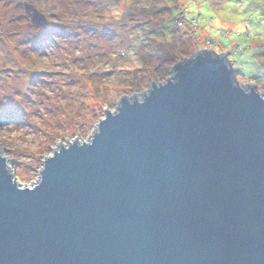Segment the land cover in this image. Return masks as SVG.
<instances>
[{
    "label": "water",
    "instance_id": "water-1",
    "mask_svg": "<svg viewBox=\"0 0 264 264\" xmlns=\"http://www.w3.org/2000/svg\"><path fill=\"white\" fill-rule=\"evenodd\" d=\"M177 67L35 190L0 159V264H264V99L210 54Z\"/></svg>",
    "mask_w": 264,
    "mask_h": 264
},
{
    "label": "clouds",
    "instance_id": "clouds-1",
    "mask_svg": "<svg viewBox=\"0 0 264 264\" xmlns=\"http://www.w3.org/2000/svg\"><path fill=\"white\" fill-rule=\"evenodd\" d=\"M15 2L20 6L8 4L2 10L0 31L6 42L0 45V109L10 108L18 116L0 121V159L18 190L38 188L47 161L73 145L91 146L102 124L109 116H119L125 101L143 105L155 90L179 82L178 65L202 55L221 59L233 87L264 99V0H217L212 6L200 0H103L95 7L83 0H63L55 6L37 5L45 17L56 12L65 31H80L78 25L101 17L111 20L120 33L112 40L82 32L75 39L65 37L57 25L36 23L25 0ZM15 15L22 19L9 24ZM145 20L151 24L144 31L133 29ZM165 24L176 31L147 32L150 26ZM33 42L46 45L47 55L33 51ZM75 57L84 60L73 62ZM249 57L255 68L242 62ZM44 68L61 75L51 77L54 83L49 86L30 90L28 74Z\"/></svg>",
    "mask_w": 264,
    "mask_h": 264
},
{
    "label": "rangeland",
    "instance_id": "rangeland-1",
    "mask_svg": "<svg viewBox=\"0 0 264 264\" xmlns=\"http://www.w3.org/2000/svg\"><path fill=\"white\" fill-rule=\"evenodd\" d=\"M103 0H83V3L95 7L97 3H101ZM25 2L30 3L32 6H36L41 10L40 7L37 5H46V4H52L55 6L56 3H63V0H25ZM76 2H80V0H76ZM195 2V0H193ZM201 3H207L210 6L215 5L217 3V0H200ZM8 4H14L15 7H19V4H16L15 0H0V29H3V16H2V10L8 5ZM57 13L56 12H49L48 16V25H57L56 30L58 32H61L64 34L65 37L75 39L81 35V32L84 34H90L91 36L97 38V39H107L112 40L118 36V34L114 35L113 32H110L109 27L114 26L113 21H104L103 17L100 18L99 21L91 22L88 24H82L78 25L77 27L80 29V31L72 30V31H65L66 26L62 24H58L57 21ZM198 15H200L198 13ZM51 17V18H49ZM22 19V15H15L14 17L9 18L8 23H16ZM157 27V26H156ZM157 28H161L160 26ZM152 32V31H150ZM161 31H159L157 34H159ZM43 35V34H42ZM180 43H183V40L180 37L176 38ZM5 36L2 31H0V45L4 44ZM37 46L34 47L32 44V50L37 51L39 50L38 54L40 56H46L47 52L45 51L46 45L37 42ZM39 47V48H38ZM128 47L132 48L133 45L129 44ZM239 49H237L238 51ZM256 52H253L251 55H256ZM241 56H243V53H241ZM84 57H75L73 62L77 61H83ZM243 63H247L249 65V68H255L256 66L253 64L251 58H247L242 61ZM261 71H264V68L260 69ZM8 71L13 72H23L24 69H9ZM61 75V73L57 72H51L48 71L47 68L44 69H35L31 73L28 74L27 83L29 85L30 90H34L33 86L36 85H43V86H49L54 83V81L51 79L53 76ZM64 75H71V74H64ZM74 82V81H71ZM18 114L11 110L10 108L0 109V121L3 119H15L17 118ZM18 163H23L22 161H19Z\"/></svg>",
    "mask_w": 264,
    "mask_h": 264
},
{
    "label": "trees",
    "instance_id": "trees-1",
    "mask_svg": "<svg viewBox=\"0 0 264 264\" xmlns=\"http://www.w3.org/2000/svg\"><path fill=\"white\" fill-rule=\"evenodd\" d=\"M101 2H103V1H101ZM172 2L174 3V4H176V3H178L179 2V0H172ZM36 7V6H35ZM38 10H39V12L40 13H42L43 14V12L39 9V8H37ZM165 9H167V5H165ZM159 11V10H158ZM129 15H133V13H129ZM43 16H44V14H43ZM45 17V16H44ZM47 19H48V17H46ZM176 19H179V17H177ZM49 21V20H48ZM49 24V23H48ZM47 24V25H48ZM151 24V22L150 21H147V20H145V21H142V22H138L137 24H135V25H133V29H136V28H139V29H141V31H144L145 30V25H150ZM122 26V25H121ZM161 28H157L156 26H150V27H148L147 28V32L149 33V34H151V33H158L159 31H161L162 29H168L169 31H172V32H175L176 30L175 29H173V28H171V26L170 25H168V24H165V25H161L160 26ZM109 30H110V32H113L114 33V35H116V34H120L118 31H117V28L115 27V26H110L109 27ZM150 31H152V32H150ZM134 39H136V38H134ZM40 43V42H39ZM37 42H33V46L34 47H36L37 46ZM43 44V43H42ZM141 44H142V46L143 47H148V45L146 44V43H144L143 41H141ZM39 48V47H38ZM131 48V47H130ZM3 120V119H2ZM1 120V121H2Z\"/></svg>",
    "mask_w": 264,
    "mask_h": 264
}]
</instances>
